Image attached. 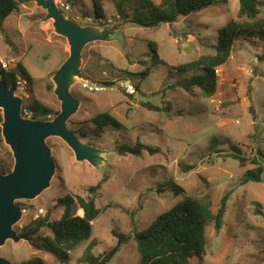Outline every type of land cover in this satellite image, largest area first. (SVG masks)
<instances>
[{"label": "rangeland", "instance_id": "374dc122", "mask_svg": "<svg viewBox=\"0 0 264 264\" xmlns=\"http://www.w3.org/2000/svg\"><path fill=\"white\" fill-rule=\"evenodd\" d=\"M116 1L101 0L106 15L96 20L93 0H56L70 5L71 11H61L81 26H120L112 41L85 47L81 72L87 79L77 78L71 88L81 104L68 127L84 143L105 151V162L99 167L77 162L62 139L49 138L56 165L51 185L36 199L17 202L25 212L14 229L25 235V228L37 219L60 221L64 207L57 204L58 199L67 194L87 197L89 187L101 184L97 207L102 212L92 224V237L71 252L68 264H90L92 256L98 258L112 250L118 242L114 231L131 239L109 264H141L134 237L159 215L185 197H208L216 215L227 197L221 230L214 224L207 228L206 254L194 256L189 264H264V175L259 183L244 181L248 171L259 165L264 168V60L260 59L264 42L252 38L235 43L228 62L215 71L217 92L213 97L198 87L187 91L183 85L205 72L171 68L201 56H215L220 30L231 20H240V1L229 0L227 5L217 4L175 23L150 28L116 18ZM146 1L160 4V0ZM258 1V18H264V0ZM138 2L143 0H129L130 13L138 9L142 18L150 17L151 9H143ZM46 15L31 0L12 13L0 34V56L22 63L34 79L25 95L16 93L23 99V107L38 101L60 111L52 78L70 51L67 40L55 33L53 21H44ZM151 45L168 66L153 64ZM88 81L106 90L89 92L84 88ZM128 82L135 87L132 96L124 86ZM104 113L121 127L109 126L96 136L93 119ZM1 130L0 125V162L10 158L14 163ZM138 142L157 153H120L122 146L133 147ZM171 183L185 192L177 196ZM78 212V217L84 216ZM40 235L51 232L43 228ZM1 255L14 264L37 260L62 264L25 240H9Z\"/></svg>", "mask_w": 264, "mask_h": 264}, {"label": "trees", "instance_id": "16d2710c", "mask_svg": "<svg viewBox=\"0 0 264 264\" xmlns=\"http://www.w3.org/2000/svg\"><path fill=\"white\" fill-rule=\"evenodd\" d=\"M240 8L238 12L239 21L231 20L220 30L216 45L215 56H201L197 60L180 66H173L175 71H196L205 72L202 75H193L186 84L183 85L187 91L195 87L200 88L207 96L213 97L217 92L216 69L224 66L233 52L234 45L240 39H258L264 42V18H258L260 15V1L258 0H239ZM145 2V3H144ZM30 3V0H0V34L4 31L5 23L9 16L20 10L24 5ZM129 0H117L115 4L118 19L124 22L138 24L143 27H154L161 23L172 24L180 17H188L191 14L200 12L217 4L227 5L229 0H160V4H148L143 0L142 8H150V17L142 18L134 9L131 14L127 8ZM94 17L96 20L105 18V9L101 0H93ZM152 4V5H151ZM245 19V20H243ZM153 51V64L168 66V64L159 58L157 47L151 45ZM264 60V54L260 57ZM17 70L5 75L3 80L6 85H16V75L19 74L25 78L29 85L34 83L33 77L22 63L16 62ZM144 72V74H146ZM107 85V83H104ZM132 96V95H129ZM150 109L159 110L149 103H144ZM60 111L38 102L33 101L27 107H23V116L32 119L52 120ZM0 110V125L3 122ZM95 124L94 134L101 136L105 128L113 126L120 128L121 124L110 114H100L93 119ZM82 135L85 134L82 132ZM0 142H2L0 140ZM120 153L123 156H140L144 151L150 154L157 153V150L148 147L140 142L135 146H122ZM245 162V160H243ZM14 163L11 159L1 160L0 174H6L13 169ZM264 168L259 165L258 168L248 171L244 176L245 182H262ZM177 196L184 193V189L171 183ZM101 184L89 187L87 197L74 196L67 194L58 199L57 204L64 207V213L57 222H49L46 219L36 220L27 226L24 230L25 235H30L34 247L50 254L62 264H68L71 261V252L77 247L89 241L92 237V224L100 216L101 209L97 207ZM227 197L222 200L221 207L215 215L211 209V202L206 199H195L185 197L183 201L171 208L165 213L159 215L152 224L146 229L135 235L134 239L141 254V264H189L194 256H204L206 254L207 237L206 230L214 224V228L220 231L223 226L224 215L226 213ZM81 214L78 217L76 212ZM84 212V213H83ZM43 228H48L51 235L41 236ZM117 237L116 246L101 257L89 258L90 264H109V262L120 252L125 242L131 239V236H125L113 232ZM26 264H42L41 260L28 262Z\"/></svg>", "mask_w": 264, "mask_h": 264}, {"label": "water", "instance_id": "95a60500", "mask_svg": "<svg viewBox=\"0 0 264 264\" xmlns=\"http://www.w3.org/2000/svg\"><path fill=\"white\" fill-rule=\"evenodd\" d=\"M31 1L46 11L44 21H53L55 33L67 40L70 54L52 78L54 94L61 103L59 114L52 120L24 117L23 99L16 94L15 86L8 87L0 79L1 132L14 159L13 169L0 174V264H14L1 255L2 247L9 240L15 243L25 240L34 245L30 235H19L14 229L24 213L17 202L34 200L50 187L56 165L47 144L49 138L62 139L74 153L77 162H87L93 167L105 162V151L84 143L68 127L81 104L71 88L77 78L87 79L81 72L85 47L96 42L112 41L120 26L114 29L81 26L63 14L56 0Z\"/></svg>", "mask_w": 264, "mask_h": 264}, {"label": "built area", "instance_id": "2783aa9c", "mask_svg": "<svg viewBox=\"0 0 264 264\" xmlns=\"http://www.w3.org/2000/svg\"><path fill=\"white\" fill-rule=\"evenodd\" d=\"M59 9H64V11H71V7L68 4L62 3L60 2L59 4H57ZM14 70H17V65L16 62H14V60H10L7 58H3L0 56V79L3 80V77L5 75H8L9 73L13 72ZM16 88V93L20 92L19 94L21 95H25V93L27 92V86H28V81L23 78L22 76H20L19 74L16 75V85H14ZM124 86H126L127 88V92L129 94H134L135 93V87L133 85H131L129 82L126 83ZM84 88L87 89L89 92L92 93H98L101 92L103 90H106L105 86L103 85H97V84H93V83H85L84 84ZM23 212H25V210H23Z\"/></svg>", "mask_w": 264, "mask_h": 264}]
</instances>
